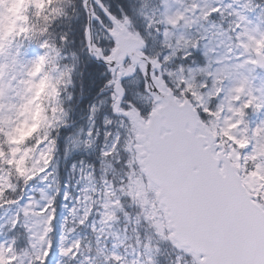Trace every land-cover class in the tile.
Listing matches in <instances>:
<instances>
[{
	"label": "snow or ice",
	"instance_id": "snow-or-ice-1",
	"mask_svg": "<svg viewBox=\"0 0 264 264\" xmlns=\"http://www.w3.org/2000/svg\"><path fill=\"white\" fill-rule=\"evenodd\" d=\"M25 2L32 23L11 31L0 26L4 58L0 62V209L15 210L0 217V235H5L0 239V264H49L57 252L73 264H95L90 244L76 240L58 246V226L63 229L68 223V216L62 223L58 216L61 198L73 200L72 207L64 203L63 208L79 226L103 208L101 223L108 227L120 212L127 223L151 230L145 239L133 228L135 245H128L131 252L126 249L125 254L114 250L104 254L106 244L97 247L104 264H264V118L254 124L248 120L250 114L264 113V83L257 87L250 79L257 70L264 71V31L259 25L250 28L246 14L253 0L240 8L226 5L233 19L227 27L211 24L218 29L213 36L222 37L213 47L208 35L178 34V29H190L195 22L192 16L205 22L223 16L219 6L205 9L193 0L183 11L171 12L163 0L159 17L141 11L148 35L155 32L161 37L162 51L154 55L146 50L147 38L133 30L132 16L124 9L118 16L103 0H94L108 18L105 23L89 0H81L88 13L84 43L88 54L107 67L110 78L101 91L110 96L90 105L89 126L81 129L83 139L72 141L74 148L91 149L103 135L102 187H84L76 196L67 185L60 186L56 160L60 131L69 127L63 89L72 84L79 61L69 49V32L57 27L71 18L74 7L70 9L65 0ZM93 21L103 35H94ZM21 41L35 42L34 58L24 59ZM202 41H208L203 65L186 68L184 62ZM7 57L12 71H6ZM129 83L137 90L128 88ZM24 85L28 88L22 95ZM44 95L47 106L40 103ZM106 104L116 119L105 116L101 133L96 121ZM33 105H39L38 123L19 137L27 151L19 169L18 151L13 148L17 137L12 134L19 129L8 113L15 107L22 116ZM78 163L79 169L74 163L72 171L95 180V165H88L86 171L84 161ZM124 201L137 209L134 220ZM18 229L28 233L23 249L13 235ZM91 231L98 233L96 244L101 245L105 229L98 230L93 223ZM109 235L119 239L116 233ZM83 248L89 255L84 256Z\"/></svg>",
	"mask_w": 264,
	"mask_h": 264
},
{
	"label": "rangeland",
	"instance_id": "rangeland-1",
	"mask_svg": "<svg viewBox=\"0 0 264 264\" xmlns=\"http://www.w3.org/2000/svg\"><path fill=\"white\" fill-rule=\"evenodd\" d=\"M193 0H182L178 2V0H167V7L171 12H175L177 9L183 11V7L190 5ZM196 3L200 5L201 8H210V7H217L219 6L223 11V16L216 15L212 17L209 21H200L196 19V16H192L193 21H195L190 29L180 28L178 29L179 32H184L186 35H196L197 33L201 35H208L209 47L215 46L219 39L222 37H214L213 33L217 32V28H211V24L215 23L216 25H223L227 27V24L233 17L229 16L228 13L232 11V9L226 8V5L229 3L233 4V8H240L242 4L246 2V0H238V3H234L233 0H195ZM128 4L130 5V13L135 18L133 22L135 26L144 27L145 28V37L148 41V49L150 54H156L157 52H161V37L156 36V33L153 32L151 36L148 35V31H146V24L147 21L144 19L143 15H141V11L147 13L149 15L155 13L157 17L160 16V13L164 11L165 5L163 0H128ZM261 9H264V0H253L251 10L247 11V15L249 19L252 21V24L249 25L250 28H254L259 25L261 31H264V14H262ZM96 12L100 15L101 12L98 6L95 7ZM243 10V9H241ZM21 13V14H20ZM28 11H27V4L25 0H0V26L4 28L5 31H11L12 26L16 29L19 24H28ZM101 17V16H100ZM105 23H108L106 18L101 17ZM13 19V20H12ZM15 21V22H13ZM94 26V35L100 36L103 35V29L100 28V25L97 21L93 22ZM208 29L209 31H205ZM155 36L156 38L153 39L152 37ZM208 43V41H202L201 47L199 49H194L192 57L185 63V67H191L193 69L203 65L204 63V56L203 52L204 44ZM107 44V42H106ZM12 50H15V44H13ZM219 53L223 52V48L221 47L218 49ZM36 53H26L24 59H32L36 56ZM212 55V54H210ZM4 58L0 57V62H3ZM7 62L9 64V68L6 71H12L11 67V57H7ZM175 67V65H173ZM215 67V65H214ZM245 75H248L245 73ZM250 79H253V83L255 86L259 87L262 83H264V71L257 70L256 72L250 75ZM133 91L137 90V86L134 83H129L127 85ZM28 86L24 85L21 86L20 92L21 94H26ZM110 96V95H109ZM101 98L100 100L104 99ZM99 100V101H100ZM99 101L95 104L99 105ZM110 103V102H109ZM36 106H30V110L24 115L19 116L17 115V109L15 107L11 108L8 113V119L14 121V127L18 128L19 131H13V135L17 137V143L13 144V148L18 151L17 154V167L19 169H23V165L19 162L20 159L27 155L26 148L21 146L19 142V137L23 133H27L33 126L36 124L35 120V113H36ZM67 111V109L65 110ZM68 112V111H67ZM105 116H109L112 119H116L115 116L112 115L110 111L109 105H104L101 108L100 113L97 117V127L100 128L101 133L103 132V118ZM89 117V116H88ZM264 118V113L262 114H250L248 120L254 124L259 119ZM88 119V118H87ZM89 126V119L86 124L82 125L80 128H75L66 137L62 143L58 146V149H61L60 152L58 150L56 154V160L58 162V169H59V184L63 188L65 185L68 186V190L72 192L73 196L81 194V189L87 187L89 189L101 188L102 185L100 183L101 179V158H100V148L103 143V135L97 140V143L91 149H85L83 146L80 148H74L72 141L80 138L83 139L81 134V129L84 131L87 130ZM113 130H115L116 125L113 124ZM70 137V139H68ZM91 157V158H90ZM83 160L85 165V170L87 171L88 165H95L96 169V178L95 180L88 181L81 177L79 171L73 172L72 171V164L77 163L78 169L80 167L79 161ZM109 171H111L109 169ZM63 175V177H62ZM38 187V186H37ZM37 197L39 196V191H35L34 193ZM64 203H67L69 207L73 206V200L70 199L69 201L65 202L61 198L60 205L61 207L58 208V216L60 218V222H63V218L68 216V223L65 228L60 229L58 226L57 230V243L58 246L62 245L67 247L68 245L72 244L76 240H81L83 245H91L92 253L91 255L94 257L95 264H104V254H107L110 251H117L121 254H125V250L127 249L128 252H131V249L128 248V245H135L136 240V233L133 231V228L138 229L141 233L143 238H147L148 235L151 234V230L147 228L146 225H136L135 223H127L123 213L118 212V220L110 222L111 227L104 225L101 223V215L104 210L103 208H97L88 223L84 226H79L73 221V217L69 215L67 209L63 208ZM98 203H102V201H98ZM124 208L130 214V217L134 220L137 209L134 206H130L128 201H124ZM14 209H0V217H6L13 214ZM31 222V221H30ZM95 223L96 228L99 230L100 228L105 229L103 243L101 245L96 244V235L98 233H94L91 231V225ZM127 223V232H125L124 228ZM74 229V230H72ZM109 233H116L119 239L116 237L109 235ZM22 239V242L19 240V244L17 247L19 249H23L27 246L28 243V233H26L23 229H18L15 233ZM60 236H63L64 239L60 240ZM5 235H0V239H4ZM123 240V245L120 244V241ZM106 244V248H105ZM113 244L117 245L115 249H113ZM97 247L105 248L104 254H100L96 251ZM31 252L32 250L29 249ZM84 256L89 255L86 248L82 249ZM129 259L132 257L129 256ZM79 259H83L80 257ZM49 264H73V261L69 260V258L60 255L58 252L54 253L52 258L50 259Z\"/></svg>",
	"mask_w": 264,
	"mask_h": 264
},
{
	"label": "trees",
	"instance_id": "trees-1",
	"mask_svg": "<svg viewBox=\"0 0 264 264\" xmlns=\"http://www.w3.org/2000/svg\"><path fill=\"white\" fill-rule=\"evenodd\" d=\"M65 2L68 4L70 9L74 7V12H69V16L71 18L65 20L63 24L59 25L57 27V31L69 32V49L71 51H75L78 54L79 61L76 71L73 75L72 84L63 89L64 95L62 97V103L64 109H67L69 113V127L67 129H61L58 138V145L69 136L73 129L80 128L82 125L87 123L90 105L96 103L104 96L110 95L108 92L101 91L104 89L107 79L110 78V74L107 72V69L103 64H99L91 58L84 43L83 31L84 26L88 23L87 11L82 6L81 0H71L70 3H68V0H65ZM103 3L109 7L113 14L119 16L121 9H124L129 15L132 16V20H134L135 15L133 16L130 13V5L128 4V0H103ZM99 13L101 17L106 18L101 12ZM27 16H31V13L28 12ZM32 22L33 21L31 20L28 21V23ZM14 29L15 28L12 26L11 30ZM133 30L139 31L145 36L144 27L142 28L135 26L134 23ZM21 42L24 45L23 50L25 53L29 51L32 53L35 52L36 54L38 53V49L34 41L31 43L28 41ZM147 51L149 50L147 49ZM49 70H52V66H50ZM69 97L71 99H69ZM40 103H42L44 106H47L48 99L46 95L41 96ZM38 107L39 105L36 106V111ZM34 122L38 123V117L35 116ZM60 150L61 149H59V152ZM13 235H16L18 242L19 240L22 242L20 236L15 233Z\"/></svg>",
	"mask_w": 264,
	"mask_h": 264
},
{
	"label": "water",
	"instance_id": "water-1",
	"mask_svg": "<svg viewBox=\"0 0 264 264\" xmlns=\"http://www.w3.org/2000/svg\"><path fill=\"white\" fill-rule=\"evenodd\" d=\"M92 2H94V0H89V4L92 6ZM93 7V6H92ZM93 23V22H92ZM95 62L99 63V64H103L105 67L106 65L102 62V61H99V60H96L95 58L91 57ZM107 68V67H106Z\"/></svg>",
	"mask_w": 264,
	"mask_h": 264
}]
</instances>
